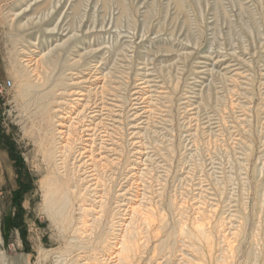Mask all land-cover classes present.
Here are the masks:
<instances>
[{"label":"rangeland","instance_id":"374dc122","mask_svg":"<svg viewBox=\"0 0 264 264\" xmlns=\"http://www.w3.org/2000/svg\"><path fill=\"white\" fill-rule=\"evenodd\" d=\"M58 177L82 234L44 210ZM124 234L118 264H264V0H0V264H83L72 236L116 264Z\"/></svg>","mask_w":264,"mask_h":264},{"label":"bare ground","instance_id":"6f19581e","mask_svg":"<svg viewBox=\"0 0 264 264\" xmlns=\"http://www.w3.org/2000/svg\"><path fill=\"white\" fill-rule=\"evenodd\" d=\"M24 51V50H23ZM43 59V58H42ZM55 59H54V57H50V58H47L46 60H45V62L46 63H55V62H57V61H54ZM42 64V63H41ZM48 65V64H47ZM25 69V68H24ZM23 69V70H24ZM19 71V77H21V79H23L22 81H28L27 80V77H28V75L26 74V73H24L25 71ZM27 70V69H26ZM26 72H28V70L26 71ZM47 74V73H46ZM43 78H44V76H42ZM42 78V79H43ZM118 78V77H117ZM81 79V78H80ZM24 81V82H25ZM41 81H43V83H45V82H47V80H46V77L43 79V80H41ZM84 82V81H83ZM25 84H26V82H25ZM24 83H23V86L25 85ZM28 84V83H27ZM116 84V83H115ZM30 85H31V81H30ZM33 85V84H32ZM34 85H36V84H34ZM95 85V84H94ZM26 86V85H25ZM25 86H24V90L26 91V89H25ZM29 86V85H28ZM39 86V85H38ZM105 85H103V86H100L101 88V90H105V87H104ZM33 87V86H32ZM31 87V90L33 89L34 91H35V88L33 87L32 88ZM117 87V86H116ZM23 89V88H22ZM108 89H110V88H108ZM30 90V89H29ZM78 90V89H77ZM87 90V89H86ZM76 92V91H75ZM87 92H88V90H87ZM105 92V91H104ZM72 93L74 94V92L72 91ZM77 93V92H76ZM79 93V92H78ZM82 93H83V91H82ZM102 93V92H101ZM105 94V93H104ZM112 94H114L113 92H112ZM42 95V94H41ZM81 95H85V94H81ZM102 96V95H101ZM31 97V96H30ZM101 98V97H100ZM82 98H78V100H81ZM82 100H84V99H82ZM94 100H96V99H94ZM88 101V100H87ZM87 101H85L84 103H82L83 104V110L86 112L88 109H89V111H88V114L86 115V114H84L83 113V111H82V109H80L78 112H77V115H76V117H77V121H75V123H77L76 125H74L73 123H74V121H71L70 123H69V126H67V132L66 133H68V135H69V133H74V135L71 137V139H70V137H68L69 139V142H68V144H63L62 142V144L60 145V147H58L57 148V153H58V166H59V169H62L63 171V174H66L67 175V177H68V175L69 174H71L73 177H74V179H75V183H77L78 184V182H81L83 179H85V177H81L80 178V175H82V174H79V170H83V168H79L78 170L76 169V168H78V165L79 164H81V163H77L78 165L77 166H73V168L71 169V171L70 172H68L69 171V168H68V157H71V155H72V153L76 150L75 148V142L76 141H79V143H80V136H81V133H84L85 131H88L89 133L91 132V134H86V135H95V134H98V135H100L101 137L102 136H104L105 135V128L106 127H103V125H101V119H99V121L97 122H95V119H97V118H95L96 117V115L97 114H95V113H97L98 112V110H95V109H91L90 110V108H91V106L89 107L88 106V104H86L87 103ZM50 102V101H49ZM101 102V101H100ZM120 102V101H119ZM42 103V102H41ZM97 103V102H96ZM103 103V102H102ZM39 104V103H38ZM94 104H95V101H94ZM39 105H41V104H39ZM48 105V104H47ZM100 105V104H99ZM97 107V106H96ZM95 107V108H96ZM47 108H48V106H47ZM72 108H73V106H72ZM43 109V108H42ZM45 109V108H44ZM103 106H101L100 107V111H102L103 112ZM47 111H48V109H47ZM105 111V110H104ZM108 111V110H107ZM45 112V111H44ZM69 115H67V117H68ZM71 116V115H70ZM48 117V116H47ZM64 117V116H63ZM76 117H75V119H76ZM87 117H89V118H87ZM98 117H100V115L98 116ZM106 117V116H105ZM101 118V117H100ZM86 119H88V120H86ZM71 120V119H70ZM73 120V119H72ZM195 120V119H194ZM59 121V120H58ZM85 121H89V122H85ZM59 123V122H58ZM87 123V124H86ZM63 124V123H62ZM82 127H85V128H82ZM110 128V127H109ZM50 131V130H49ZM81 132V133H80ZM123 132V131H122ZM87 133V132H86ZM104 133V135H101V134H103ZM80 134V135H79ZM67 135V134H66ZM62 136L64 137V135L62 134ZM74 136H76V137H74ZM90 136V137H91ZM97 136V135H96ZM66 137V138H67ZM89 137V141L90 142H94L91 138ZM108 137V136H107ZM83 139V138H82ZM81 139V141H83ZM85 139V138H84ZM86 139H88V138H86ZM85 139V140H86ZM100 139V138H99ZM66 140V139H65ZM121 140V139H120ZM53 141V140H52ZM107 141V140H106ZM108 142V141H107ZM58 144V143H57ZM86 145V144H85ZM88 145H89V143H88ZM79 146V145H78ZM83 147V146H82ZM79 150V149H78ZM85 150V149H84ZM91 150V149H90ZM90 150H86L85 152H87L88 153V151H90ZM80 151V150H79ZM82 152V151H81ZM80 152V153H81ZM84 152V151H83ZM75 154H76V152H75ZM82 155V154H81ZM80 155V156H81ZM84 155V154H83ZM86 155V154H85ZM84 155V156H85ZM89 157H90V155H92V152H90V154H87ZM73 157H74V154L72 155ZM75 158V157H74ZM77 158V157H76ZM78 158H79V156H78ZM82 158V157H81ZM87 158V157H86ZM94 158V157H93ZM90 159V158H89ZM70 160H72V159H70ZM73 160H75V159H73ZM86 160V159H85ZM94 160V159H93ZM87 161V160H86ZM86 161L84 162L83 160H82V162L84 163V166L86 165ZM97 161V160H96ZM80 162V161H79ZM103 163V162H102ZM89 164L91 165V166H86V169L85 170H87V171H83V173H86L87 174V172H88V174L91 176L92 174H90V173H92V171H94V166H96V164H94V162H89ZM72 165V164H71ZM98 165V164H97ZM105 165V164H104ZM80 166V165H79ZM82 166V165H81ZM80 166V167H81ZM87 167H88V169H87ZM91 167L93 168V169H91ZM97 167V166H96ZM85 168V167H84ZM104 169V168H103ZM97 170V169H96ZM102 170V169H101ZM105 170V169H104ZM98 172H99V169H98ZM98 172H97V174H98ZM104 172V171H103ZM142 173V172H141ZM62 174V175H63ZM84 175V174H83ZM88 175V176H89ZM95 177H96V174H93ZM93 175H92V177H93ZM86 176V175H85ZM99 176V175H98ZM66 177V176H65ZM94 177V179H96ZM98 178V177H97ZM51 180V179H50ZM70 180H72V177H70ZM88 181L89 182H91V179H89L88 178ZM94 181V180H93ZM48 182V181H47ZM87 182V181H86ZM85 182V183H86ZM88 182V183H89ZM97 182V181H96ZM95 182V183H96ZM103 184H104V182H103ZM96 185V184H95ZM72 186V185H71ZM70 186V184H69V182H68V180H64V178H57L56 179V181H51V182H49V183H47V188L45 189V191H44V210L48 213V215L50 216V218L51 219H53V218H55V219H58V222H61V223H64V220H65V218H66V220L68 221V224H69V222H70V220L72 221V225H73V227L71 228L72 229V231L74 232V233H80V234H82V233H84V232H86V231H84V230H86V229H84V228H81V227H87V219H86V211H87V209L86 208H84L83 207V205L81 204V205H79V208H80V210H82V212H81V214H80V216L78 217V218H74V211H73V208H74V206H76V204H75V201L79 198V196H81V194H79L80 193V188H79V186H76V187H73V188H75V189H73L72 187ZM85 188V187H84ZM98 188V187H97ZM189 188V187H188ZM106 191V190H105ZM205 193V192H204ZM106 194V193H105ZM104 194V195H105ZM160 194V193H159ZM112 195V194H111ZM99 197V196H98ZM102 197H104V196H102ZM106 197V196H105ZM101 199V198H100ZM86 201V200H85ZM92 201V200H91ZM79 202V201H78ZM102 203V202H101ZM105 203V202H104ZM118 204V203H117ZM103 205V204H102ZM102 205H101V207H102ZM105 205V204H104ZM103 205V206H104ZM93 206V205H92ZM100 207V208H101ZM66 209V211H64V213H65V216L63 215V210L62 209ZM152 208V207H151ZM76 209V208H75ZM176 211V210H175ZM101 212H102V214L105 212L104 211V209H102L101 210ZM98 213V212H97ZM102 214L100 215L99 214V216L98 217H96L95 218V216H94V220H93V223H91V224H96V222L98 223L100 220H101V217H102ZM89 216V215H88ZM142 217V216H141ZM93 218V217H92ZM78 219V222L77 223H74L75 222V220H77ZM160 220V219H159ZM113 221V220H112ZM105 222V221H104ZM146 223V222H145ZM80 224V225H79ZM108 224V223H107ZM114 224V223H113ZM77 225H79L78 227H76ZM147 225V224H146ZM70 225H68V227H69ZM94 226H96L97 227V225H94ZM105 226V225H104ZM111 226V225H110ZM113 226V225H112ZM93 228V227H92ZM97 229V228H96ZM99 229V228H98ZM97 229V230H98ZM126 229H127V227H126ZM82 230V231H81ZM93 229H91V234L90 233H88L89 235H93L94 233H93V231H92ZM128 230V229H127ZM64 231V230H63ZM67 231V230H66ZM66 231H64V232H66ZM100 231V230H99ZM110 231V230H109ZM113 231V230H112ZM125 233V232H124ZM87 237V236H86ZM93 237V236H92ZM102 237V236H101ZM104 237V236H103ZM72 238H73V240L74 241H72L73 243H75L74 245H77V244H79V249L77 250L79 253V258H81L82 256H83V264H103L104 262H102L103 260H101V259H99V258H97V257H95V256H93V255H91V256H93V257H90V255H89V253H87L88 251H86L85 250V248L86 247H88V246H86V247H81L80 245H82L84 242H83V240L81 239L82 238V236H72ZM128 238V237H127ZM127 238H126V236H125V234L123 235V237H122V239H121V249L117 252V253H114L113 255L115 256V258L116 259H118L119 261L116 263V264H118L119 262H120V259H121V255H123L124 254V252L122 251V250H124V244L126 243V240H127ZM86 239V238H85ZM97 239V238H96ZM95 240V239H94ZM103 240H105V239H103ZM102 240V241H103ZM115 240V239H114ZM198 240V239H197ZM88 242H90V241H88ZM110 242V241H109ZM230 243V242H229ZM105 244V243H104ZM102 246V253H103V251L104 250H106V245H101ZM109 246V245H108ZM74 247H76V246H74ZM90 247V246H89ZM99 247V246H98ZM97 247V248H98ZM131 247V246H130ZM134 247V246H133ZM92 249H93V247H92ZM91 249V250H92ZM95 249H96V247H95ZM119 249V248H118ZM130 249V248H129ZM94 250V249H93ZM99 250V249H98ZM97 250V251H98ZM90 251V250H89ZM130 251V250H129ZM133 251H134V249H133ZM132 251V252H133ZM99 252V251H98ZM121 252H123V254H121ZM81 253V254H80ZM62 254V253H61ZM70 254V253H69ZM72 254V253H71ZM91 254H92V252H91ZM108 254V253H107ZM125 254H128V252L126 251V253ZM125 254H124V256H125ZM94 255H96V253L94 254ZM134 255V254H133ZM76 256V255H75ZM71 257V256H70ZM100 257V256H99ZM104 257V256H103ZM130 257V256H129ZM129 257H127L126 256V259L124 258L123 260H129L130 258ZM76 258V257H75ZM109 258V257H108ZM123 258V257H122ZM105 259V258H104ZM79 260V259H78ZM74 262V261H73ZM123 261H122V259H121V263H122ZM128 262H131V260L130 261H128ZM126 263V262H125ZM124 263V264H125ZM13 264H20V263H17L16 261H13ZM105 264V263H104ZM129 264H131V263H129Z\"/></svg>","mask_w":264,"mask_h":264}]
</instances>
